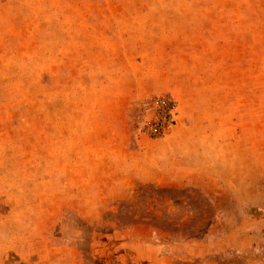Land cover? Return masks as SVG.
<instances>
[{"label": "rangeland", "instance_id": "374dc122", "mask_svg": "<svg viewBox=\"0 0 264 264\" xmlns=\"http://www.w3.org/2000/svg\"><path fill=\"white\" fill-rule=\"evenodd\" d=\"M0 264H264V0H0Z\"/></svg>", "mask_w": 264, "mask_h": 264}, {"label": "built area", "instance_id": "2783aa9c", "mask_svg": "<svg viewBox=\"0 0 264 264\" xmlns=\"http://www.w3.org/2000/svg\"><path fill=\"white\" fill-rule=\"evenodd\" d=\"M162 107H163L164 109H166V112H165V113H167L168 110L170 109V106H169L168 104L162 105ZM166 116H168V115H166ZM169 116H170V115H169ZM156 129H157V128H156Z\"/></svg>", "mask_w": 264, "mask_h": 264}]
</instances>
